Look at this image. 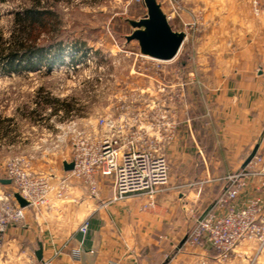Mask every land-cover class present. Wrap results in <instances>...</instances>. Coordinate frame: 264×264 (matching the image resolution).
Instances as JSON below:
<instances>
[{"label":"crops","instance_id":"0c3cea01","mask_svg":"<svg viewBox=\"0 0 264 264\" xmlns=\"http://www.w3.org/2000/svg\"><path fill=\"white\" fill-rule=\"evenodd\" d=\"M159 1L168 11L167 0ZM180 1L170 23L189 32L195 62L178 67L191 75L175 83L176 115L189 128L171 148L170 160L180 159L171 164L169 189L154 204L143 195L110 201L114 176L99 175L96 197L74 179L67 198L52 197L50 210L39 214L26 209L25 223L9 228L0 264H43L36 256L40 245L48 264H264L257 240L240 242L225 262L210 245L186 242L195 218L224 191V177L242 167L257 143L264 154V10L256 15L249 0ZM189 22H197L192 31ZM261 181L264 176L249 181L236 208L264 197ZM189 184L192 190L184 191Z\"/></svg>","mask_w":264,"mask_h":264},{"label":"rangeland","instance_id":"374dc122","mask_svg":"<svg viewBox=\"0 0 264 264\" xmlns=\"http://www.w3.org/2000/svg\"><path fill=\"white\" fill-rule=\"evenodd\" d=\"M33 8L50 12L44 17L48 21L47 29L39 25L35 32L40 33L39 44L47 51L41 59L37 56L34 60L35 69L4 71L0 64V118H14V124H8L7 135L0 136V177L5 175L6 165L19 158L30 172L45 174L58 184L65 176L62 160L70 158L71 143L78 131L109 134L110 130L100 125V119L104 118L117 126L129 123L135 128L151 127L150 134L154 137L161 121L154 116L145 118L144 113L154 114L161 106H166L172 114L179 110L168 94L179 90L175 87L177 80L186 82L191 78L187 70L181 75L178 67L185 65L190 69L195 62L194 41L189 38L172 61L140 56L138 42L127 41L126 36L133 30L127 19H139L147 14L143 2L44 0L35 7L33 0H0L3 45H8L15 34L29 32L17 18H25L26 12ZM41 88L50 97L65 99L66 103L37 105L34 99L42 98L37 94ZM69 104L74 106L72 114H66L64 109ZM33 108L42 111L40 118L27 114ZM176 117L163 120L178 121L174 138L159 143L170 166L167 189L175 173L171 164L180 159L170 160L171 148L178 132L189 128ZM184 122L190 125L191 119L185 117ZM49 131H53L52 135L47 134ZM187 187L184 191L193 188L190 184Z\"/></svg>","mask_w":264,"mask_h":264},{"label":"built area","instance_id":"2783aa9c","mask_svg":"<svg viewBox=\"0 0 264 264\" xmlns=\"http://www.w3.org/2000/svg\"><path fill=\"white\" fill-rule=\"evenodd\" d=\"M143 2V0H137ZM256 15L264 10V0H249ZM166 11L169 22L173 21L182 9L180 0H167ZM192 31L197 22L186 24ZM187 33L186 41L189 39ZM185 41V42H186ZM142 57L155 59L145 56ZM166 62V61H164ZM163 64H154V66ZM184 86V83H182ZM181 86V87H182ZM176 91V90H175ZM170 101L177 103L180 94L170 92ZM154 114L144 113L145 118L154 116L161 121L154 137L151 127H134L133 124L116 125L110 119H100V125L110 130L109 134H95L91 131H78L71 143V159L74 168L65 171V176L58 184L45 174L30 172L19 158L6 165L5 175L0 177L11 180L10 184L0 182V257L9 228L22 226L26 220L25 210L33 209L36 214L50 210L52 197L63 200L68 196L70 182L74 179L83 181L92 196L99 195V175L114 176L113 194L110 201L126 200L131 196L143 195L154 204L156 197L167 190L170 166L159 143L174 138L178 121L165 123L168 117L177 116L166 106ZM177 119V117L175 118ZM56 128H62L55 125ZM55 130V129H53ZM53 131L47 134L52 135ZM264 176V154L257 153L246 167L227 174L224 178V191L201 215L195 218L192 231L186 242L192 246L208 244L214 250L216 259L228 261L236 247L244 240H257L264 247V197L258 194L244 207L238 209L236 200L247 189L249 181ZM7 186L13 189L8 191ZM202 183L199 187H202ZM264 181H261V187ZM28 201V206L21 207L14 193ZM81 230L86 232V226Z\"/></svg>","mask_w":264,"mask_h":264},{"label":"water","instance_id":"95a60500","mask_svg":"<svg viewBox=\"0 0 264 264\" xmlns=\"http://www.w3.org/2000/svg\"><path fill=\"white\" fill-rule=\"evenodd\" d=\"M143 3L147 9V14L139 19H127V22L133 28L132 32L126 36L127 41L136 40L140 53L145 56L163 61L174 60L186 41L187 33L171 25L159 0H143ZM258 148L259 143L256 144L246 158L242 167L249 164L257 154ZM63 167L65 171H70L74 168V162L64 161ZM0 182L10 184L11 180L1 178ZM14 197L21 207L28 206V201L19 192H15ZM36 256L40 262L48 264L43 259L42 245L36 251Z\"/></svg>","mask_w":264,"mask_h":264},{"label":"trees","instance_id":"16d2710c","mask_svg":"<svg viewBox=\"0 0 264 264\" xmlns=\"http://www.w3.org/2000/svg\"><path fill=\"white\" fill-rule=\"evenodd\" d=\"M33 1L35 2V7H37L40 6L42 4V1L44 0ZM49 13V11L42 12L37 8L30 9L26 12L25 18H17L18 22L25 24V26L23 25L22 27L26 28V30H28L29 32H26L24 35L15 34L13 40H11L8 45H3L4 39L0 36V64L3 66L2 69L4 71L12 69L13 72H19L23 69H35L36 62H34V60L36 59V57L38 56L41 59L44 56V53L47 51L46 48L41 47L39 44L40 33L35 34V32L39 25H42L44 29H47L48 21L44 17ZM84 45L86 44L83 42V46ZM23 62L26 63L23 64ZM42 92L46 93L45 96L42 94ZM37 94L39 96H42V98L34 99V102L39 106L43 104L59 106L61 103H66L65 99L50 97L49 92H44L42 88L37 91ZM64 106L66 114H70L72 112V108L74 107L72 104ZM57 110L58 109L55 108L54 113H56ZM27 114L32 117L40 118L42 116V111L39 108H33L31 111L27 112ZM4 123H7V125L3 126ZM9 123L14 124V118H0V136H3V134L5 136L7 135V133L9 132ZM2 127H5L4 131L2 130ZM11 131H14V128H12Z\"/></svg>","mask_w":264,"mask_h":264}]
</instances>
